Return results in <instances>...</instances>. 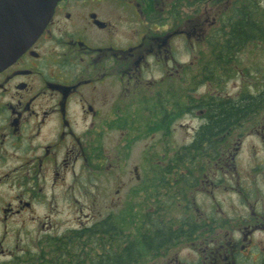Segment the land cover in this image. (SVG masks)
I'll use <instances>...</instances> for the list:
<instances>
[{
    "label": "flooded vegetation",
    "instance_id": "obj_1",
    "mask_svg": "<svg viewBox=\"0 0 264 264\" xmlns=\"http://www.w3.org/2000/svg\"><path fill=\"white\" fill-rule=\"evenodd\" d=\"M116 1L121 0H58L40 36L0 71V163L14 162L6 175L16 177L18 190L24 194L14 204L5 203L8 213L19 214L37 203L36 185L30 180L26 187L28 181L19 177L24 173L43 185V172L51 178L59 176L73 171L77 162L79 173L84 171L87 138L94 139L89 145L92 152L99 139L93 130L103 127V113H112L114 127L115 110L127 106L115 103V83L124 91L122 97L136 99L131 105L147 109L140 89L145 82L152 84L144 77L149 61L166 66L160 80L165 86L166 79L179 75L167 69L172 62L167 57L168 36L152 43L159 37L151 35L148 1L123 4L143 28L134 29L127 46H115V4L121 6ZM260 114V119L246 122L241 137L214 146L219 150L209 153L211 163L205 174L196 170L187 183L182 176L176 178L175 186L182 188L177 195V205L182 203L178 215L182 228L178 240L157 249L151 262L163 258L170 264H264V111ZM79 125L85 128L83 132ZM245 134L257 140L256 166L248 168L245 178L240 174L234 178L237 150ZM41 135L46 140L41 141ZM224 196L234 197L243 211L233 213L232 205L225 207ZM196 197L206 198L207 207L201 208ZM42 236L56 235L46 232ZM37 250H9L0 264L15 258L27 264L26 257Z\"/></svg>",
    "mask_w": 264,
    "mask_h": 264
},
{
    "label": "rangeland",
    "instance_id": "obj_2",
    "mask_svg": "<svg viewBox=\"0 0 264 264\" xmlns=\"http://www.w3.org/2000/svg\"><path fill=\"white\" fill-rule=\"evenodd\" d=\"M140 1L142 0L116 1L121 2V6L118 7L115 4V46L120 48L127 46L133 40L134 29L143 28L132 16L130 8L123 6L129 2L133 6ZM143 1L149 3V14L147 15L151 16V35L159 37L152 43L153 45L158 44L164 35L168 36L166 40L167 57L172 62L167 65V69L173 74L178 71L179 75L166 79L165 86L160 80L164 77L162 70L166 66L155 63L153 60L149 61L144 70L145 75H143L146 81L152 84L145 82L143 89H140V95L146 100L147 109H137L138 106L131 105L136 99L129 96L122 97L124 91L120 90L115 83V103L122 101L121 104H127V106L123 105L115 110L114 127L112 113H103L105 117L103 127L93 130L94 133H98L99 139L97 148L92 152L89 151V145L92 146L90 143L94 139L87 138L89 145L87 158L82 165L84 171L79 173L80 164L77 162L73 171L67 170L59 176L51 178L47 176L48 172H43L45 174L40 175L45 180L43 185L37 183L34 177L26 173L19 176L23 182L28 181L26 187H29V181L33 180L37 194V203L29 209H23L19 214L8 213L5 204L6 202L14 204L16 199L24 197V194L18 190L16 177L6 175L10 173L9 169L12 168L11 165L14 162L0 163V262L4 261V256L8 255L9 250L18 253L22 248L38 247L40 243H37V238L40 237L41 242L42 235L46 232L61 235L68 230L80 228L79 226L82 225L91 226L109 215L115 219L122 213L127 217H132L135 223V219H143L146 213L152 214L154 211L156 205L155 175L159 173L158 171L163 172V169L169 167L168 160L179 147L191 142L194 131L201 123L198 112H195L174 120L169 126L167 136L163 133L164 131L148 134L146 127L155 117L154 112L150 110L151 103L153 104L152 101L155 99V90L167 92L161 98L164 100L168 96V91L173 93V89H169L176 80V85L181 86V88H176V96L184 93V89L189 86V80L184 78L183 67L196 59L200 48L204 49L203 41L217 28L219 18L234 5L235 0ZM260 4L264 10V0H261ZM240 59L239 76L220 87L221 94L235 96L244 85L251 87L250 89L254 91L260 85L258 83L264 81L263 45L248 46L244 53L240 54ZM206 93L216 94L212 87L205 86L196 88L192 95L194 98H199ZM180 101L185 102L186 99L181 97ZM82 126H85L84 123ZM78 128L82 132L85 130L81 125ZM138 135L141 136L138 137ZM245 136L237 150L236 170L238 174H235L234 178L239 174L241 178H245L248 168L256 166L257 140L254 136ZM42 139L46 140L41 135L40 140ZM85 147L87 148V144ZM62 159L63 156L60 157V161ZM179 172L183 173V170ZM173 173L165 177L169 180L170 186L177 178L174 171ZM231 182L234 184L235 180L231 179ZM161 193L159 197L164 202L168 191L164 189L163 196ZM195 200L201 208L207 207L206 198L196 197ZM222 200L227 202L225 207L230 208L232 205L233 213L243 211L236 206L234 197L224 196ZM177 202L174 203L176 209L168 208V212L179 219V209L182 203L177 205ZM189 203H193L191 198H189ZM134 223L131 222L127 226L128 231L132 230L136 235ZM146 259L144 264H170L163 258L152 262L151 257L148 256Z\"/></svg>",
    "mask_w": 264,
    "mask_h": 264
},
{
    "label": "trees",
    "instance_id": "obj_3",
    "mask_svg": "<svg viewBox=\"0 0 264 264\" xmlns=\"http://www.w3.org/2000/svg\"><path fill=\"white\" fill-rule=\"evenodd\" d=\"M260 3L261 0H235L219 18L217 28L203 41L204 49L200 48L196 59L183 67L184 78L189 80L183 94L176 96V88H181L176 85V80L169 89L175 94L168 91L164 100L161 98L165 91L155 90L150 109L155 117L146 127L148 134L164 131L167 136L174 120L195 112L201 123L191 142L179 147L168 160L169 167L155 175L156 205L152 214L146 213L143 219H135V223L132 217L123 213L115 219L109 215L91 226L68 230L55 237H43L38 250L26 257L27 264H144L148 256L156 255L157 249L171 246L172 241L178 240L176 235L182 228V221L170 214L168 208L176 209L174 203L182 188L175 186V182L170 186L165 177L174 171L177 178L184 176V183H187L196 170L199 175L205 174L210 168V154L219 150L216 151L214 146L241 137L240 131L246 122L260 119V113L264 111V81L259 82L261 86L254 91L244 85L235 96L219 92L220 87L239 76L240 54L248 46H264V10ZM205 86L212 87L216 94L206 93L194 98L192 93L196 88ZM181 97L186 101L181 102ZM164 189L168 194L163 202L159 196L160 192L163 196ZM189 220L183 219V222ZM131 222L135 225L136 235L132 230L128 231L127 225ZM15 260L7 264H21Z\"/></svg>",
    "mask_w": 264,
    "mask_h": 264
},
{
    "label": "water",
    "instance_id": "obj_4",
    "mask_svg": "<svg viewBox=\"0 0 264 264\" xmlns=\"http://www.w3.org/2000/svg\"><path fill=\"white\" fill-rule=\"evenodd\" d=\"M58 0H0V71L40 36Z\"/></svg>",
    "mask_w": 264,
    "mask_h": 264
}]
</instances>
